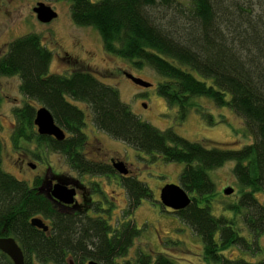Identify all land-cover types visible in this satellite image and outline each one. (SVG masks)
Wrapping results in <instances>:
<instances>
[{"label":"trees","instance_id":"obj_1","mask_svg":"<svg viewBox=\"0 0 264 264\" xmlns=\"http://www.w3.org/2000/svg\"><path fill=\"white\" fill-rule=\"evenodd\" d=\"M67 1L71 2L72 21L96 29L107 54L137 69L149 67L165 78L157 91L170 107L179 110V122L194 108V98L211 99L242 117L254 141L240 150H225L189 141L173 128L159 130L141 120L121 100L116 87L102 83L90 70L78 67L69 75L50 74L53 52L41 36L27 34L10 42L0 56V76L19 77L22 94L32 102L14 109L11 142L16 149L35 143L58 153L79 175L115 176L111 164L93 161L85 154L86 113L76 103L86 105L98 131L146 155L185 165L179 185L192 203L174 213L201 239L208 261L234 264L221 252L246 245L240 225L247 227L254 241L264 236V203L256 197L264 193V10H255L251 0ZM161 11L165 13L158 15ZM196 74L212 79L213 84ZM35 104L50 110L65 131V140L36 133ZM2 153L0 141V237L17 240L25 264H33V259L41 264H116L125 258L141 233L128 219L143 200L154 197L145 183L134 176L121 177L128 208L119 227H112L103 218L59 212L38 193L41 179L30 186L4 170ZM228 162L235 163L240 199L217 216L213 208L216 184L210 172ZM34 217L49 220V232L33 227ZM0 264L14 263L0 252ZM135 264L175 263L164 254L155 259L140 254Z\"/></svg>","mask_w":264,"mask_h":264},{"label":"rangeland","instance_id":"obj_2","mask_svg":"<svg viewBox=\"0 0 264 264\" xmlns=\"http://www.w3.org/2000/svg\"><path fill=\"white\" fill-rule=\"evenodd\" d=\"M251 1L255 10H264V0ZM38 3L51 6L58 13V18L47 24L40 22L33 12ZM70 9L71 2L67 0H0V56L8 51V44L15 39L27 34H37L41 36L44 45L53 52L50 74L69 75L78 67L90 70L102 83L116 87L121 100L133 113L157 129L165 131L173 128L185 139L205 144L208 148L214 144L225 150H240L253 143L254 138L246 133L244 119L228 107L216 106L211 99L194 98V108L185 121L179 122V110L170 107L157 91L165 78L149 67L137 69L131 62L107 54L98 31L92 27L76 25L71 19ZM164 13L165 11H161L157 14ZM173 15L176 16L174 12ZM126 73L149 82L152 86L141 87L127 78ZM195 76L209 85L213 84L212 79H204L198 74ZM20 86L19 77L0 76V141L3 144L4 170L32 186L35 183L33 177L42 167L38 166L35 171L27 163L38 165L37 160L42 157L48 161L54 172L80 178L85 183H90L88 179L99 182L97 188L103 191V197L114 203L110 223L119 227V223L124 221V211L128 208L127 195L120 185L119 176H109L105 179L102 177L103 180L100 177L80 176L69 168L62 155L44 147L39 148L35 143L23 144L22 149L15 148L11 142L15 126L13 111L26 103H32L22 94ZM76 105L86 113V156L93 161L106 163H110L112 158L124 161L131 169L132 175L145 183L154 195L152 200H143L135 210L134 217L128 219L135 222L141 233L125 258L117 259L116 264H135L140 254L152 256L153 259L158 254H164L175 264H213L208 263L205 258L201 239L172 210L160 203L161 189L168 184H179L185 165L165 162L160 156L146 155L98 131L93 125L90 109L82 103ZM35 106L39 108L38 104ZM35 130L37 133V128ZM18 154L26 159L24 167H21ZM234 166V162H228L224 167L210 172L216 184L217 193L213 208L217 216L223 214L225 207L236 202L239 197L238 183L233 174ZM227 187L234 188L235 193L226 196L224 191ZM256 197L264 203V193L257 194ZM229 213L227 212V215ZM240 227L243 228L240 233L247 235L244 225ZM258 241L261 250L257 251L256 258L244 254L236 247L229 248L226 257L233 260L246 258L258 263L264 260V236ZM33 264L41 263L33 259Z\"/></svg>","mask_w":264,"mask_h":264},{"label":"water","instance_id":"obj_3","mask_svg":"<svg viewBox=\"0 0 264 264\" xmlns=\"http://www.w3.org/2000/svg\"><path fill=\"white\" fill-rule=\"evenodd\" d=\"M33 12L37 19L42 23H51L58 18V13L49 5L45 3H38L33 8ZM129 78L135 84L150 88L152 85L142 79L134 77L132 74H127ZM34 124L37 128V133L41 136H48L56 139L57 141H63L66 139L65 131L59 127L48 108L45 106L36 109V116ZM112 167L116 173L120 176L127 177L130 173L126 163L123 161H113ZM36 165L31 164V168H35ZM57 183L53 185V182H43L38 188V193L44 194L47 198L55 202L56 204L63 205H75V189L69 188L67 181L64 178H56ZM52 185V189L49 190ZM226 196H231L235 193V189L227 187L224 191ZM160 203L167 209H171L175 212L186 209L192 203V197L187 193L179 184L165 185L160 192ZM31 225L44 232H49V226L40 217H34L31 219ZM0 252L7 255L14 264H25L24 252L14 237L3 236L0 237ZM89 264H100L95 261H90Z\"/></svg>","mask_w":264,"mask_h":264},{"label":"flooded vegetation","instance_id":"obj_4","mask_svg":"<svg viewBox=\"0 0 264 264\" xmlns=\"http://www.w3.org/2000/svg\"><path fill=\"white\" fill-rule=\"evenodd\" d=\"M18 156H19L21 167H24V165L26 164V159H23L21 157V154H18ZM37 161H38V165H36V167L32 168V169L36 171L37 170L36 168L38 166H40L42 168H41V171L38 174H35V176L33 177V179H32L33 182H36L37 180L41 179V185L45 181L46 182L52 181L53 185H55L57 183V181L55 179L60 177V178H64L67 181L69 188L75 189V191H76L75 205H70V206L63 205V204H56L55 202H53L52 200L47 198L44 194H41V195L45 196L53 204V206L58 209L59 212H61L63 214L67 213V214L77 215L78 217L103 218V219L107 220L108 222H110V219H111V216L113 213V209H114V203L111 202L110 200H108L107 198L103 197V191L101 189L97 188L99 185V182L95 183L92 181V179H90V180L88 179L87 181H90V183H85L80 178L65 175V174L59 173V172H54L52 170V168L50 167L48 161L46 162L44 159H42V157H41V159H38ZM113 161H117V159L115 160L112 158L110 160V163H107V164H112ZM97 162L106 163L103 161H97ZM27 165L31 167V163H27ZM127 167L130 170V173L128 176H133L132 171L128 165H127ZM80 176H84V175H80ZM88 176L92 177V178L100 177V179H102V180H103V178L104 179L109 178L108 176H100V175H98V176L88 175ZM116 176H119L120 179H121V177L125 178V176H120L118 174ZM91 182H93V183L91 184ZM120 185H121V181H120ZM32 186H34V184ZM47 189L49 192V190L52 189V185H50V188H47ZM124 191H125V189H124ZM238 196L239 197L236 199V201H238L240 199L239 194H238ZM172 212H175V211L172 210ZM40 218L43 219V221L49 226V229H50L51 228L50 221L44 219L43 217H40ZM112 227H114V226L112 225ZM244 227L247 230V227L245 225H244ZM240 230H243V228L240 227ZM240 236L246 237V239H247V242L245 243L246 245L245 246L234 245L232 247L239 248L240 250L243 251L244 254H249V255H252V258H253V256H255V258H256L258 256V252L261 250V248H259L260 247L259 241H258L259 239L257 241H254V236L252 234H249V233L247 235L240 234ZM254 246H255L256 250L253 251ZM228 249L221 252L223 257L226 259H228L226 257V252L228 251ZM204 252H205V250H204ZM205 258H206V255H205ZM228 260L234 264H259L260 262L264 261V260H262L258 263H254L252 261L247 260L246 258H242L240 260H233V259H228ZM207 262L212 263L208 260H207Z\"/></svg>","mask_w":264,"mask_h":264}]
</instances>
